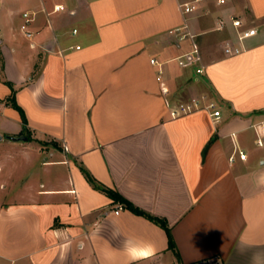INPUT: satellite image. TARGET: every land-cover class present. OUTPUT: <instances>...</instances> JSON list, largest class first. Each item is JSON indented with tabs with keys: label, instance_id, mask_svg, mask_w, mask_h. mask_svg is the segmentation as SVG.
<instances>
[{
	"label": "crops",
	"instance_id": "1",
	"mask_svg": "<svg viewBox=\"0 0 264 264\" xmlns=\"http://www.w3.org/2000/svg\"><path fill=\"white\" fill-rule=\"evenodd\" d=\"M263 135L264 0H0V264H264Z\"/></svg>",
	"mask_w": 264,
	"mask_h": 264
},
{
	"label": "built area",
	"instance_id": "2",
	"mask_svg": "<svg viewBox=\"0 0 264 264\" xmlns=\"http://www.w3.org/2000/svg\"><path fill=\"white\" fill-rule=\"evenodd\" d=\"M225 3H226V0H219V4H225ZM181 8L183 9V12L185 14L189 15L196 10L197 6L195 3H184L181 5ZM61 10H64V7L61 5L56 6L54 9V11L56 12L61 11ZM24 17L27 18V23L31 21L29 14H25ZM231 20L235 28L240 29L243 27L242 20H239L236 17H232ZM23 28L25 29L26 27H23ZM185 28H187V26ZM181 31L182 29L179 28V29H176L174 33H180ZM253 34H254L253 30L243 31V33L242 32L239 33L238 41L242 44L245 38ZM28 36L31 37L32 34L28 33ZM185 37H187V35H182L181 39H184ZM243 50L244 49L241 46L234 47L232 46L230 42L226 43L225 53L227 55H230V56L240 55L243 52ZM197 54L198 52L196 50L190 54L177 58L178 64L181 67L186 68L190 66L192 63H196V61H199L200 58L197 57L196 59H194L192 55H197ZM151 63L153 65H159L158 61H156L155 59L151 60ZM161 73L162 72L160 70L159 75ZM196 73L199 75H203L205 73V68L204 67L198 68L196 70ZM199 111L208 112L215 122H219V120L221 119V111L218 109V104L205 95L202 96L201 98H193L188 102L180 103L178 105L173 106L171 108L170 115L172 119H177V118H181V117H184V116H187V115L199 112ZM256 144L259 147L264 146V135L257 139ZM65 150L66 151L68 150L67 147H65ZM238 156L241 160L247 159V154L244 151H238ZM235 160H236V155H233L232 157H230L231 162H234ZM116 213L119 214V211H116Z\"/></svg>",
	"mask_w": 264,
	"mask_h": 264
},
{
	"label": "trees",
	"instance_id": "3",
	"mask_svg": "<svg viewBox=\"0 0 264 264\" xmlns=\"http://www.w3.org/2000/svg\"><path fill=\"white\" fill-rule=\"evenodd\" d=\"M13 101H14V100H13ZM15 106H16V108H17L18 110H20V108H19L17 105H15ZM20 111H21V110H20ZM104 191H106L111 197L115 198L116 200H121V201H123V203H125V204L127 205V207L131 208V210H133L135 213H137V214H139V215H144L143 212H141L140 210H138V209L132 207V206L130 205V203L127 202L126 200H124L121 196H118L116 193H112L111 191H107V190H104ZM149 218H151V219H153V220H155V221L158 220V222L164 227V229L167 231V234H168V236H169V246H170L171 249L175 250V244H174V241H173V238H172V235H171L170 228H169V227H168L163 221H161V220H159V219H156V218H153V217H149Z\"/></svg>",
	"mask_w": 264,
	"mask_h": 264
},
{
	"label": "water",
	"instance_id": "4",
	"mask_svg": "<svg viewBox=\"0 0 264 264\" xmlns=\"http://www.w3.org/2000/svg\"><path fill=\"white\" fill-rule=\"evenodd\" d=\"M18 140H20V139H18ZM23 140H26V138H23Z\"/></svg>",
	"mask_w": 264,
	"mask_h": 264
}]
</instances>
